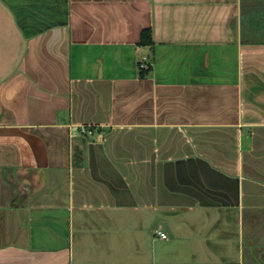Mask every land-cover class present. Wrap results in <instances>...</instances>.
<instances>
[{
  "label": "crops",
  "instance_id": "0c3cea01",
  "mask_svg": "<svg viewBox=\"0 0 264 264\" xmlns=\"http://www.w3.org/2000/svg\"><path fill=\"white\" fill-rule=\"evenodd\" d=\"M258 5L0 0V264H264Z\"/></svg>",
  "mask_w": 264,
  "mask_h": 264
},
{
  "label": "trees",
  "instance_id": "16d2710c",
  "mask_svg": "<svg viewBox=\"0 0 264 264\" xmlns=\"http://www.w3.org/2000/svg\"><path fill=\"white\" fill-rule=\"evenodd\" d=\"M250 26L254 29L264 28V7L258 5L254 8L250 13L244 15V26ZM257 32V31H256ZM151 34L149 30H144L142 33V40L143 44L150 43Z\"/></svg>",
  "mask_w": 264,
  "mask_h": 264
},
{
  "label": "built area",
  "instance_id": "2783aa9c",
  "mask_svg": "<svg viewBox=\"0 0 264 264\" xmlns=\"http://www.w3.org/2000/svg\"><path fill=\"white\" fill-rule=\"evenodd\" d=\"M139 68L141 70H148L150 68L149 64H148V59L147 57L143 58V61L139 64ZM79 132L82 135H86V136H93L94 135V131L93 129L87 128V127H80L79 128ZM158 235L163 238L166 239L167 235L166 233L162 232V231H158Z\"/></svg>",
  "mask_w": 264,
  "mask_h": 264
},
{
  "label": "rangeland",
  "instance_id": "374dc122",
  "mask_svg": "<svg viewBox=\"0 0 264 264\" xmlns=\"http://www.w3.org/2000/svg\"><path fill=\"white\" fill-rule=\"evenodd\" d=\"M246 6H248V4L246 3ZM248 7H246V9H247ZM258 37L260 38L261 36L260 35H258ZM261 38H263V37H261Z\"/></svg>",
  "mask_w": 264,
  "mask_h": 264
},
{
  "label": "water",
  "instance_id": "95a60500",
  "mask_svg": "<svg viewBox=\"0 0 264 264\" xmlns=\"http://www.w3.org/2000/svg\"><path fill=\"white\" fill-rule=\"evenodd\" d=\"M230 264H239V263H230Z\"/></svg>",
  "mask_w": 264,
  "mask_h": 264
}]
</instances>
